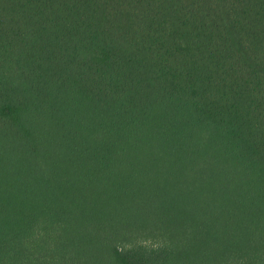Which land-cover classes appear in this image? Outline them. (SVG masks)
<instances>
[{"label": "trees", "instance_id": "obj_1", "mask_svg": "<svg viewBox=\"0 0 264 264\" xmlns=\"http://www.w3.org/2000/svg\"><path fill=\"white\" fill-rule=\"evenodd\" d=\"M0 264H264V0H0Z\"/></svg>", "mask_w": 264, "mask_h": 264}]
</instances>
